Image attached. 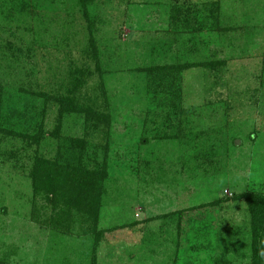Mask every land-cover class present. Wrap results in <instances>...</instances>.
<instances>
[{
  "label": "rangeland",
  "instance_id": "obj_1",
  "mask_svg": "<svg viewBox=\"0 0 264 264\" xmlns=\"http://www.w3.org/2000/svg\"><path fill=\"white\" fill-rule=\"evenodd\" d=\"M79 1L0 0V264H248L237 197L264 193V0H95L87 14ZM186 63L156 90L147 69ZM76 68L92 72L77 102L110 122L92 133L65 115L54 139L47 97L66 96ZM40 128V147L20 137ZM67 138L87 140V168L106 162L97 248L93 221L55 230L34 200V157Z\"/></svg>",
  "mask_w": 264,
  "mask_h": 264
},
{
  "label": "trees",
  "instance_id": "obj_2",
  "mask_svg": "<svg viewBox=\"0 0 264 264\" xmlns=\"http://www.w3.org/2000/svg\"><path fill=\"white\" fill-rule=\"evenodd\" d=\"M94 1H79L85 11L84 14L88 13V6ZM211 7L215 8L211 9ZM205 8L212 12L215 11L213 15L218 14L219 7L217 5L205 4ZM215 22H219L217 28L220 27L219 17L215 19ZM189 23L190 25L187 26H190V28L193 26L194 28L193 23ZM200 26L199 29H203V26ZM178 34L184 35L181 28H179ZM197 37L191 41L196 43ZM91 48V59L94 61L97 71L100 72L101 61L94 38H91ZM190 67H193V64H169L165 66H154L147 70L152 77L156 90L159 89L162 91L168 89L167 84L170 82L176 84L179 81L180 85L182 73ZM91 75L92 72L89 68H76L69 72V77L72 80L70 82L71 88L67 89V95H50L51 97H47L49 100L52 99L59 103L58 123L53 132H51V136L54 139L60 138L59 133L65 115H83L87 132H98L102 126L109 124L110 117L108 114L90 106H83L77 102L75 95L86 85V78H89ZM175 91L179 92V90ZM172 93L173 98H175L177 93L174 91ZM20 137L28 140V144L40 147L44 135L42 128H40L35 135H22ZM60 143L62 144L59 147L56 158H48L40 153L39 155L36 154L33 159L30 176L33 181L34 200L43 199L46 202L45 205L47 208L49 204L52 205L49 207L52 212L51 216H49L45 223L55 230L66 225L69 226L73 220L72 215L74 214L86 217L84 219L86 222L93 221L92 232H94L95 248H97L101 244L102 236L105 232L97 230V221L101 196L103 194V182L107 176L106 162H104L101 170L87 168L83 155L88 142L84 138H67ZM237 199H243L245 201L250 214L251 254L248 264H264V193L247 192L239 195ZM90 264H99L96 253L92 256Z\"/></svg>",
  "mask_w": 264,
  "mask_h": 264
}]
</instances>
